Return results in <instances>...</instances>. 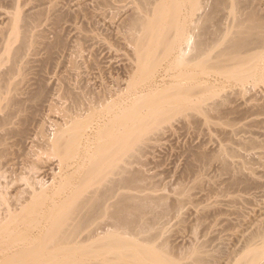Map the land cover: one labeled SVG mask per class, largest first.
<instances>
[{
    "label": "bare ground",
    "instance_id": "6f19581e",
    "mask_svg": "<svg viewBox=\"0 0 264 264\" xmlns=\"http://www.w3.org/2000/svg\"><path fill=\"white\" fill-rule=\"evenodd\" d=\"M137 1H138V3L140 2L139 8L141 10H138V8L137 9L135 8V9L140 11V12H138V11L133 12V13L131 12L133 15L131 14L132 17L130 16L131 17L130 20H129V18L127 20V23L130 27L128 26L129 27L128 28V27H126L127 25L126 26L124 25L125 29L127 28V31L130 32L129 34L135 42L133 44H136V47H132V50L134 48L136 49V53H137L136 59H139L137 64L141 68H143L145 72L147 71L143 76L142 73L144 71L138 66L142 71V73H141V71H139V72L142 74L143 78L137 77L135 80L133 79L134 81H132L136 84H134V83H133V85H132V83H130V85L128 84L129 89H128V87H127V89L130 90V92H132L129 95L132 94L133 97L135 95V98L130 99V97L127 94L126 96L129 97L128 98L129 100H126L127 99V97H126V99L124 101L119 102L118 99H120V98H117L118 102H113V100L116 99L115 95L118 96V94H114L111 91L114 94L115 99L114 98H112L113 100L110 99L112 102H110V100H107L108 103L106 102L105 105L100 102V104H102V106H103V107H101V105L99 103H97L99 101V99H97V98L101 99L102 95L105 94L106 92H108L107 90L103 91L104 93H102V95H99V97H97V98L95 97L96 100H98V101H96V100H95L96 102L91 101V102H94L95 104L97 103L96 105L99 104L100 107L96 106L95 104H88L89 107L88 108H86L87 106L84 107V108H86V111H84V109H82L83 106L81 105L83 103H80L81 107L76 104L79 108H81L83 110V112H85L86 115L82 112H79V111H77V112H79L81 114H77L75 112L76 115H71L72 113L70 114V112L73 111L74 107L72 106V108H71L72 111H71L70 108L68 107L69 104L68 103H67L68 105L66 104L67 107L69 108V111L67 110L68 111L67 113H69L70 115L66 114L65 111H63V112L66 115L71 116V117H69L70 120L68 119V116H67L66 119H68L69 121H67L65 119L66 122L64 121L65 122L64 124H62L58 127H56V125H54L55 126V128L53 127L54 132L52 131L53 129H51V131L53 132L52 133L53 136L50 134L51 137H49L47 139L46 145H45L46 149L41 147V146H44L43 144L40 145V148H42V151H43V149L48 150L49 151L48 153L50 154V156L52 155V157H54L53 159L57 158V160L54 162L58 161L59 168H57V169H59V171H56L57 174L55 173V175H54L55 177L51 178L52 179L51 184L49 183V181L51 179L49 180V178H48L49 181L47 183L50 184L49 186L45 185L46 183L44 184V182L47 181L46 179H45L46 181L43 180L45 177L44 178L39 177L40 180L42 179V181H43L42 183L40 182V180H39V182L37 180H34V179H33L34 181H32V177L35 174H38L40 172V170H39L41 167L40 165H42V163L40 164V162H39L41 157L38 154H37L38 155L37 160H39V161L36 160V161H34L33 164L27 163L25 165V166L30 165L29 167H27L30 171L28 170L26 173H19V175H17L16 177L14 176V179L13 180L11 179V181H7L4 178L6 176L5 175L6 172H8V171L6 168H4L5 164L7 162L3 159L11 154L10 152L13 151V149H14L13 147H17V145H18L16 143L17 145H14L13 147H11L12 146L10 144V143H12L11 141L15 140V139L12 140L11 137L18 136V137H20V138L17 137L18 141H21L19 139H23L27 136V135H25L26 130L24 128H22V125L25 123L24 127H26V121L29 119V115L24 116L22 118V115L24 114L23 112L25 110L24 108L21 107L24 104L22 102L23 97L21 98V101L18 100V98L20 99V95L17 99L15 97V95L18 91L19 92H21V90L23 91V89H22L23 87L21 89L19 88L23 82L21 81L20 86L18 85V83L20 81L16 78V76H17L16 74L23 71V69H24L23 66H25V65H23V61L25 59L24 58L25 54H24V57H22V55H23V53H25L27 51L25 49L28 46V44H29V47L31 46L30 45L31 43H29L30 38L28 37L27 31L33 30L34 27H32L33 29H31V27L29 25H31L34 20H35L34 22H36V19L37 18L40 19V17H36L35 19L34 18L31 19V17H30L31 15L28 16V14H26V16L23 15L24 17H22V15L19 11L17 13L15 12L14 15L12 14L13 15L12 18H9V21L11 20V22H12V24L10 23L11 27L13 28V29L10 28V30H13V33H11L12 36L8 38L10 40H7L9 42L7 43L6 47L4 46L5 50L3 52H5V53L4 54H3V52L0 53V56L1 55L5 56V57L1 56L2 60L4 59V61L7 62L8 61L7 59H9L12 62L11 66H9L10 64L8 65L9 66L8 69H6V70L4 68L2 69L5 71V72L2 71L4 74H1L2 72L0 73V112L3 113V114L0 113V212L3 209L2 214H0V264H194L195 262H201V261L205 262V261H207L208 257L210 256V254L205 251L209 247L205 248L206 245H205V247L203 246L205 249L204 250L202 247V245H204V243L202 245H199L201 242H199V244L195 245V246L191 245L192 246L191 250H185L184 251V249H183V251L179 250V252H178L177 249H175L176 246L175 247L170 246V243L168 242V239H167L168 237L166 239L162 238V240H161V236L163 234H164L163 236L165 237V233H164L165 227L163 225L164 219L168 217V215L173 211V209L176 210L180 206H183L182 201L176 200V202H174L173 205H167L168 203H167L166 197H163V196L156 197V196H151L149 194H146V195H143V194L142 195H133V194H131V191H130L131 189H134V190L135 189H142V187H143V186H141L142 185L141 181L139 182L142 175H139L138 170H136L137 173L132 171L133 169L131 170V167H132L131 165L134 163L133 160H132L133 163H131V159L134 156L132 154L136 153L135 151L141 146L140 144L142 143L145 136L152 133L158 127V126H156V125L154 126V124H152L154 119L158 116H160V117L164 116L163 115L164 113L168 114L169 110L174 112V110L168 109V108H173V106L170 107L171 105H169V106L165 105L167 103L169 104L171 101L169 99L173 98V92L175 91L173 89H177V90L174 93V98H173L175 100V103L172 102L173 101V99H172L171 104L172 103H174V104L178 103L177 108L179 110L182 111L183 108L188 107V105H189L190 108L193 106L191 108V112H192V110L194 112H195V110L197 112L204 110L205 113H207V108L210 105L206 106V105H208V104H205L206 99L205 100L203 99V101L201 100L202 104L201 103L199 105L197 104V106L193 105L194 102H193L192 98H194L193 96L197 94V91H198L197 88L201 87L199 83H196L197 81L195 82L196 76H198V75H195L194 73H192V72H195V71H193L194 65L196 66V65L201 64V63L204 65V63H205L206 65H204V66L201 65L202 70H204V68H205V70H206V68L208 70H210V68H211L213 70H212V72L210 71V73L219 72V76L223 74L222 76L225 77L226 79L228 77L230 80L231 79H232V81L234 80V83L236 82L240 86L245 85L244 86L245 90L248 88V87L246 88L247 82L249 84L250 83L249 81L251 80V78L252 79L255 78L258 75L259 70H261V68H260V66L262 65L261 64V58H263L262 55H264V14H260V12L258 13L257 10H255L254 8L250 7V9H249V6H248V9H246L245 11H242V9L244 10L245 8H240V4L238 2H244V1L247 2V1H251V0H233L239 4V5L237 4V6H239V10H238V8L235 9L236 10V12H235L236 13V19L234 18V20L232 22L233 16H231V22L230 23L227 22L229 31L224 32V30H226V29H224V27H223V29L221 27H218V29L220 28L219 31L217 30L218 33L212 32V30H210L209 32H212V34H216V35L220 34V33L221 34L217 35V37L216 36L212 37L213 42L211 40V37L208 38L211 40V43L209 40H208L209 42L207 43V42L202 41V40H205V38H202V40L200 39V34L205 33L209 30L208 23H210V21L206 20L205 22L204 21L202 22L203 16H201V14L204 13V10L203 11H201V10L203 8L204 9L206 8V3H208V2H212V1H213L212 3L221 2L223 4V3H227V1H229V0H137ZM230 1H232V0H230ZM187 4H190V5H188L190 8V9H188V10H190V12H188V13L186 11ZM218 5H217V7L215 6L216 8H214V9L219 8L220 6H218ZM224 5L225 4H223L221 7H223ZM129 6H131V5H129ZM237 6H235V7H237ZM198 11H201L202 13L198 15V13H197ZM214 12H216V11H214ZM214 12L212 11V14ZM231 13H232V11H231ZM202 15H204V14H202ZM207 15L209 17L211 15V13L206 14L205 16H207ZM27 16L30 17V19L32 21H30V19L29 20L27 19L29 22L28 23L24 22L23 20H25L27 18ZM35 16H33V17H35ZM127 16H129V15H127ZM215 16H217V15L215 14ZM204 18H203V20H204ZM228 19H229V17H228ZM27 20H25V21H27ZM189 20H192L191 21L192 23L195 22L194 23L195 25L198 23H199V25H201L200 29H199V25H196L197 28L200 30V31H196V32H198V33L201 32L200 34L197 33V35H196V36H199V40H197V39L194 40L195 38H198L195 36V33H194L195 30L192 27L190 29L187 28L189 25L186 26V24H187V21H189ZM21 21L24 24H28L25 26L26 27L29 26L28 28H30V29L27 28L25 30L26 27H24L23 28L24 30H22V28L20 26ZM37 21H38V19H37ZM200 21L202 22L201 24H200ZM223 21H227V19L223 20ZM206 22H208V23H206ZM121 23H123V22H121ZM21 25L24 26L23 24H21ZM216 25H217V23H216ZM219 25H220V23H219ZM6 30H7V27H6ZM120 30L123 31L122 27ZM221 31H223V32H221ZM1 32H4V31L2 30ZM29 32H31V31H29ZM30 35L31 34L29 33V36ZM208 35L209 34H207L206 36H208ZM126 36H128V35H126ZM126 36H124V38ZM210 36H211V33H210ZM201 37H203V36H201ZM31 38H33V37H31ZM131 38L129 37V39H131ZM2 39H3V37H2ZM132 39L129 41H132ZM16 40H18V41L20 40V42H21V43H19L20 45L17 43ZM206 40H207V38H206ZM220 40H224V42H223V44L221 43L222 44L221 48H219V50L215 52L214 48L217 45L219 46L218 41H220ZM7 41H5V42H7ZM15 41L18 45L14 47L13 44ZM2 43H3V40H2ZM133 44H132V46H134ZM173 51H176V52L173 53ZM0 52H1V50H0ZM28 53L29 52H27V55L30 54V53L29 54ZM164 53L169 54V56H170V53L177 55L176 57L173 55L175 58V61H176L175 63L177 65L174 64L175 66L174 65L171 66L172 62L171 63L169 62V63H170V67H172V68L176 67V70L179 69L181 72V73L179 72L180 75L177 78L178 82H176L175 84L173 83L174 85H172L171 83L174 81L171 80L172 82L169 84L170 87L171 86L174 87V88L172 87L173 92L171 94L169 93L170 95L167 93L168 94L167 96H169V97H167L165 95L166 93L164 94V92H163V94H162V90H161L160 95H154L152 97V94H154L153 92L154 91L157 92L158 89H161V88H158V86L157 87L155 86L157 90L155 89L153 91L151 89V91H149V88L151 87V85L149 83H147L148 85H145V86L149 87V85H150V87L146 90V93H144V92L138 93V91H139V89H138L139 85L138 84L140 82L139 79H141V80L143 79L142 80L143 82L144 81L147 82L146 81L147 79L146 80L144 79V78H146V76L148 79L150 78L151 80L155 77L154 71H155L156 67L162 65L160 63H163V61L165 60L164 55H162ZM165 56H168V55H165ZM22 58H24V59H22ZM131 58H132V56H131ZM161 58H163V59H161ZM166 58H168V57H166ZM174 58L172 57L173 60H174ZM160 59L163 61H161ZM20 60H22V62H19ZM10 61H9V63H11ZM133 61H135V59ZM0 62H1V60H0ZM1 63H3V62H1ZM20 63H22L23 68L20 67L21 66V65H19ZM24 63H26V62H24ZM177 66H178V68H177ZM2 67H3V65H2ZM130 67H133V66L131 65ZM170 67H168V65H167V68L170 69ZM25 68H27V67H25ZM198 68H200L199 65H198ZM262 68L264 69V66ZM171 69H170V71H172ZM181 69L184 72L181 71ZM186 69L189 71L186 72L187 71ZM134 70H136V69L134 68ZM167 70H165V72H167ZM205 70H204V72L206 74L207 70L206 71ZM261 71L264 73V70H261ZM155 72H158V71H155ZM200 72H201V69H200ZM207 72H209V71H207ZM23 73H20V74L23 75ZM140 73H139V75L137 73L136 74L138 76H141ZM127 74H129V73H127ZM130 74L136 76L134 73L133 74L130 73ZM208 74L209 73H207L206 75H208ZM259 74H260V72H259ZM262 74H260V75H262ZM14 75H15V77H14ZM26 75L28 76V74H26ZM153 75H154V77H153ZM175 75L177 77L178 72ZM210 75L211 74H209L208 76H210ZM260 75H258V77H260ZM26 77H23V78H26ZM173 77L175 78V76H173ZM20 78H22V77H20ZM126 78H127V75H126ZM132 78H135V77L132 76ZM137 79H138V81H136ZM197 79H199V78H197ZM216 79L217 78H215V80ZM229 79H227V80H229ZM22 80H24V79H22ZM128 81H130L129 78H128ZM128 81H126V83ZM153 81H151V82H153ZM157 81L158 80H156L155 82H157ZM187 81L188 82L190 81L191 83L190 84L187 83L188 85H186ZM232 81H230V82H232ZM254 81H256V80H254ZM259 81H260V78L258 81L254 82L255 83L254 87H256V83H258ZM261 81H263V80H261ZM61 84H62V82H61ZM152 84H154V83H152ZM197 84H199V86ZM58 85H60V84H58ZM62 85H64V84H62ZM70 85H71V83H70ZM102 85H100V87ZM104 86H105V84H104ZM28 87H29V85H28ZM118 87L121 88L120 84L118 85ZM155 87H153V88H155ZM168 87L166 88L164 86L165 90L168 89ZM252 87H253V85H252ZM120 88H119V90H120ZM205 88H206V86H205ZM208 88H210V86H208L207 89ZM241 88L244 89L243 87H241ZM203 89H204V87H203ZM203 89H202V91H203ZM249 89H250V87H249ZM249 89H247V90H249ZM123 90L125 91V89L122 88L119 92H117V91L116 92L120 93ZM74 91H75V89H74ZM23 92H21V94ZM68 92H69V94H71L69 97L72 98L73 101L76 98V101H74V103H76V102L79 103L80 101L84 100V99L81 100V98H80L84 91L82 92V94H80L81 92L79 93V91H78L79 94L71 91L73 94L75 93L77 95H81L80 97L79 96L75 97L76 95L74 94L75 98L72 96V93L70 92V90H68ZM147 92H148V95H147ZM150 92H152L151 95L149 94ZM18 93H17V95H18ZM121 93H124V92H121ZM157 93H155V94H157ZM203 93L201 95H203ZM206 93H208V92H206ZM120 94H119V96H120ZM161 94H162V96L163 95L166 96V98L162 97ZM213 94L214 93H212V95ZM254 94H256V93H254ZM254 94H253V96H254ZM38 95H39V93H38ZM83 96L85 98L86 93ZM106 96H107V98H109L112 95H109V97H108V95L106 93ZM106 96L104 95L103 99H101V100H106V98H104ZM121 96H123V94ZM170 96H172V97L170 98ZM208 96H209V99L213 97V96L210 97V95H208ZM208 96H206V97H208ZM240 96H242V95H240ZM255 96H258V94ZM225 97H226V95H225ZM252 97H251V99H252ZM58 98H59V96H58ZM124 98H125V96H124ZM162 98H165V99H162ZM200 98H202V97H200ZM242 98H244V97H242ZM27 99H29V98H27ZM117 100H115V101H117ZM190 100H192L193 103ZM221 100H222V98H221ZM19 101L22 103H20ZM129 101H131V102H129ZM165 101L167 103L164 104ZM206 101H208V98ZM245 101H247V100H245ZM82 102H84V101H82ZM103 103H105V101ZM189 103L192 105H190ZM214 103H216V102H214ZM223 103H224V101H223ZM72 104H73V102H72ZM204 104H205V106H204ZM76 105H74L75 109L76 108L78 109V107ZM91 105H93V106H91ZM95 106L99 107V108H96ZM216 106H218V105H216ZM222 106H223V104H222ZM258 106L260 107L261 105H258ZM263 106H264V104H263ZM30 107L31 106H29V108ZM50 107L52 108V106H50ZM204 107H207V108L205 109ZM210 107H212V106H210ZM218 107H220V105ZM100 108H103V109H100ZM174 108H176V107L174 106ZM88 109L90 110V113H89ZM144 109H147L146 111H148V112L144 111ZM185 109H187V108H185ZM185 109H183V110L185 111ZM97 110H99L100 113L99 112L97 113L96 112ZM256 110H259V108H256ZM26 111H28V108ZM142 111H144L145 113H148V115L150 114L149 117L147 115V117L145 116L146 118L142 117V118L138 119V117H137L134 119V114H136V113L139 114L140 112L142 114L143 113ZM187 111H188V109H187ZM86 112H88L89 114ZM73 113H74V111H73ZM145 113H143V114H145ZM172 113L169 115V117L172 115ZM202 113H204V112L202 111ZM245 114H244V116H245ZM247 114H248V111H247ZM251 115H253V114H251ZM16 117H18V118L20 117L19 118V124L17 123L18 120L16 119ZM169 117L165 116L164 119L165 118L168 119ZM161 118H160V120H161ZM155 120H157V119H155ZM160 120H159V122H160ZM47 122H48V120H47ZM15 123H16V125L18 124L17 126H19V125H21V126H19V128H17ZM42 123H43V121H42ZM44 123H45V121H44ZM95 123H101L102 126L99 127V125H97V124L95 125L96 127L97 126L99 127V129H98L99 132H97L98 133L97 136L94 135L95 139H91L92 137L89 138L90 135H88V129L91 127H92L91 129H93V126ZM12 124H13V126H12ZM52 124H54V123H52ZM10 125L12 127H9ZM14 125L16 126L15 128H14ZM160 125H161V122H160ZM38 126H40V125H38ZM34 127H32V128L34 129ZM41 128H43V127H41ZM43 129H41V130H43ZM55 129H56V131H55ZM91 129H89V130H91ZM37 130H38V128H37ZM94 130H97V129H94ZM27 131H28V128H27ZM51 131H49V132H51ZM237 131H236V133H237ZM41 132L43 134V131H41ZM154 133H155V131H154ZM28 135L32 136L30 134H28ZM39 135L41 136L40 138H42V136H44L41 134H39ZM36 136H37V134H36ZM44 137L47 138V135ZM29 138L31 139V137H29ZM32 138H34V137H32ZM38 138H39V136H38ZM26 139H27V137H26ZM146 139H148V138H146ZM250 142H251V140H250ZM254 142L255 141H253V143ZM30 143L33 144L34 142L32 141V142H29L28 144H30ZM35 143H36V141H35ZM12 144H14V143H12ZM32 144H30V145H32ZM39 144H41V143H39ZM44 144H45V141H44ZM92 144L95 145L96 147L94 146V148H92L91 149L92 151L90 152L89 146L91 148ZM9 145H10V148H13V149H11L12 151L9 150ZM19 145L22 146L21 144H19ZM34 145L35 144H33L32 146H34ZM243 145H245V144H243ZM25 146H26V144H25ZM32 146H29V148L30 147L31 148L28 150L26 149V151L28 152L29 150H32ZM25 148L26 147L22 146V150ZM220 148H224V147L221 146ZM232 149L233 148H231L230 151L227 149V147H226V149L224 148V151L222 149V151H220V154L217 152V154H219V155L216 154L217 157L215 159L221 161L227 167L228 170L234 169L233 173L235 174V173H238V171H241V168L238 170H235L234 167L235 166L238 167L239 164L238 165L235 164V166L233 168H230V166L232 167V165H230L227 158H229V156L233 155ZM15 150H14V152L18 151V150H16V151ZM40 151H41V149H40ZM42 151H41V153H42ZM25 152L19 153L20 156L21 155L24 156L23 153H25ZM27 152L25 154L26 157H29L32 153V157L36 158L37 155H35V154L33 155L32 151H31V153H30V151H29V153H27ZM46 152L47 151H45L44 153H46ZM8 153H10V154H8ZM37 153H39V152H37ZM48 153H46V154H48ZM12 154H13V152H12ZM27 154H29V156H27ZM206 154L201 153L198 155V157L201 159L205 158L204 156H206ZM226 154H227V156H226ZM13 156L14 155H12V157ZM16 156L20 157L19 155H16ZM16 156H15V159L11 158L15 161V163H17L18 161H21L20 159L23 158V157L18 158L19 159L18 160L16 158ZM41 156H42V154H41ZM50 156H48V157H50ZM233 156L235 158V154ZM10 157H11V155L9 156V159H10ZM26 157H25V161H24L25 163L29 162L31 159V157L30 158H26ZM212 157H213V155H212ZM236 157H238V155ZM230 158H232V157H230ZM16 160H18V161L16 162ZM204 160L206 161V158ZM3 161H5L6 163H4ZM236 161H234V162H236ZM240 161H242V160H240ZM10 162H12V160ZM10 162L8 160V163L11 164L9 168H13V166H12L13 162L12 163H10ZM22 162H19L17 164V166L22 164ZM24 162H23V164H24ZM30 162H33V161H30ZM36 162H37V164H36ZM8 163H7L6 167H8ZM45 163H48V162L45 161ZM38 164H40V165H38ZM43 164H44V161H43ZM51 164L54 165L55 163H51ZM51 164H50V166H51ZM243 165H245V164H243ZM17 166H15V164H14V168H16ZM56 166L54 165L53 167H55V169H56ZM225 166H224V168H225ZM23 167L24 166L20 167L19 172H21V170L26 168V167H24V168ZM45 167L43 169H45ZM53 167L50 170L54 171ZM239 167H240V165H239ZM9 168H8V170H9ZM18 168H19V166H18ZM21 168H23V169H21ZM49 168L50 167H47V169H49ZM193 168H195V167H193ZM244 168H246V167H244ZM43 169L41 167V173H39V174L42 175ZM4 170H6V171H4ZM11 170H13V169H10L9 171L12 172ZM188 170H190V169H188ZM17 171H14L15 175H16ZM139 171L142 174V171L141 170H139ZM43 173H44V171H43ZM46 174H44V175H46ZM50 176L53 177V175H50ZM58 176H60L61 179H57ZM239 176H237V175L235 176L236 181H239L240 179H242ZM3 178H4V181H2ZM35 178L37 179L38 176ZM143 179H145V178H143ZM143 179H142V181H143ZM54 180L55 181L60 180V181L54 182ZM20 181H23V182L25 181L26 183H23V182L22 183H23V185L26 184V186H23L20 183ZM35 181H37V182H35ZM16 182L19 183V185L21 184V186H20L21 188H17L15 185V188H16V189L14 188L16 190L15 193L11 194L13 191L10 193L11 196L14 195V196H12V199L15 198L14 200H12L11 198H9L7 196V195H9V192H10V191H8V189L9 188L12 189L11 187L14 186V184ZM27 185L29 186V188H27ZM137 191H139V190H137ZM48 203L50 204V206ZM47 204L49 207H45ZM258 230H257L258 233L255 234V236H254V239L251 237L252 241L247 240V241H250V243L247 245V247L244 246L246 248V250H244V252L239 256V258L237 260L235 259V261H233L234 262L233 264H264V228H261L259 231ZM255 238H256V240L259 239L261 242L258 240H257L258 242H256ZM203 241L205 242L206 240H203ZM194 243H195V239H194ZM246 243H248V242H246ZM185 244H186V242H185ZM190 244L191 243H189V245ZM208 261H209V259H208ZM204 262H203V264H204ZM195 264H197V263H195Z\"/></svg>",
    "mask_w": 264,
    "mask_h": 264
},
{
    "label": "rangeland",
    "instance_id": "374dc122",
    "mask_svg": "<svg viewBox=\"0 0 264 264\" xmlns=\"http://www.w3.org/2000/svg\"><path fill=\"white\" fill-rule=\"evenodd\" d=\"M212 2H208V3L205 2L206 8L205 9L203 8L201 10V11L204 10V13H202L201 11L197 12L198 15L201 13L204 14V15L201 14V16H203V18L205 17L206 19L204 18V20H203V18H202V22L203 21L205 22L206 20L210 21V23L206 22L209 25V30L207 32L202 33V34H200L201 32H199V33L196 32V31H200L199 29H200L201 25H199V23L196 24V25H199V29H198L197 26L194 24L195 22L194 21H193L194 23L191 22L192 20H189L190 22L187 21V24H186V26L187 25L190 26V27L188 26L187 28L190 29L192 27L195 30L194 31L195 36L197 35V33L200 34V39L202 40V38H205V40H202V41L207 42V43L209 41L211 43V40L213 42L212 37H215V36L217 37V35L221 34V33L217 34V35L212 34V32H217V30L218 31L220 30V28L218 29V27H221L222 29L224 27V29H226V30H224V32L229 31L227 22L228 23L231 22V16H233L232 22H233L234 18L236 19V13H235L236 10L235 9L238 8V10H239V6H237L238 3L240 4V8H245L244 10L242 9V11H245L246 9H248V6H249V9L251 7V8H254L255 10H257L258 13L260 12V14H264V0H251V1H247V2L244 1V2H238V3L233 1V0L232 1L229 0V1H227V3H223V4H225L223 7H221L223 5L221 2H214V3H212ZM129 5H131V6H129ZM188 5H190V4H187V8H186L187 13L190 12V10H188V9H190ZM217 5L220 7L217 9H214L217 7ZM139 6H140V2L138 3L137 0H0V50H1L0 53H2L5 50V47H6L7 43L9 42L7 40H10L8 38L12 36L11 33H13V30H10V28L11 29H13V28L11 27L12 22H11V20L9 21V18H12L13 15L15 14V12L17 13L20 11L22 17H24L23 15L26 16V14H28V16L31 15L30 16L31 19L32 18L35 19L36 17H40V19L37 18L38 21L36 19V22H34L35 20L33 19L34 21L31 24L32 26L29 25L31 27V29H33L32 27H34L33 30H29L32 33L27 31L28 37L30 38L29 43H31L30 44L31 46L29 47V44H28V46H27L28 48L26 47V49H25L27 51L26 52L24 51L25 53H23V55H22V57H24V54H25L24 58L26 60L24 58H22V59H24L23 65H25V66H23L22 63L19 64V65H21L20 67H22V66L24 67L23 71L21 70L22 72H19L18 74H16L17 75L16 78L20 81L18 83V85L20 86L21 81L23 82L19 88L21 89L23 87L22 89L25 93L21 90V92L24 93V94L22 93L23 94L22 95L21 92L18 91L19 93L17 92L18 95L16 93L15 97L17 99L20 95V99L18 98V100H20V101H21V98L23 97L22 102L24 104L21 107L24 108L25 110L23 112L24 114L22 115V118L24 116L29 115V119L26 121V127H24L25 126L24 122H23L24 124L22 125V128H24L26 130L25 135H27L26 136L27 139H26V137L23 139H19L22 142L18 141V138H20L18 136L11 137L12 140L15 139L13 141H11L9 139L12 143H14V144L10 143L12 145L11 147H13L14 145H17V144L18 145H17V147H13L14 149L10 148V145H9V150L13 149V151L11 150L13 152V154H12V152H10L11 154L8 153L11 155L10 159H9L10 155L7 156L8 158L6 157L3 159L7 163H8V160H9V162L11 160L13 162V163L10 162L13 164L12 165L13 168H9L11 164L8 163V167H6L7 163L5 161H3L4 163H6L4 168H6L8 171V172H6L5 175L7 177L8 176L10 177V178L9 177L7 178L5 176L4 177L5 180L11 181V179L13 180L14 176L16 177L17 175H19V173H26L29 170L27 167H29L30 165H27V166H25V165L27 163L33 164L34 161H36L38 159V155H39L41 158L39 157L40 161L39 160H37V161H39L40 164L42 163V165H40V164H38V165H40L42 167V169L45 166L46 167H45V169L42 170V175L39 174V173H41V167H40V169H39L40 172L38 174H35L36 176L34 175L33 176L34 178L32 177V181L37 180L39 182L40 178L45 177L43 180L44 181L47 180V181L44 182V184L46 183L45 185L49 186L52 183L51 178H54L56 171H59V169H57V168H59L58 161L54 162L57 160V158L53 159L54 157H52V155L50 156V154L48 153L49 151L45 150L46 149L45 145H46L47 139L49 137H51L50 134L53 136L52 133L54 132V128H55L54 125H56V127H58V126L64 124L66 122V120L69 121L70 120L69 117H71L69 115L71 113H72L71 115H76V113L81 114L79 112H82L85 114V112H83L82 109H84V111H86V108L89 107L88 104H95L94 102L98 101V100H96V98L99 97V95H102V93H104L103 91L107 90L108 92H106V93H107L108 97H109V95H112V96L107 98L106 93L103 94L101 99H103V96L105 95L106 97H104V98H106V100H101L100 98H97V99H99V101L97 102L99 104L101 102L102 104L105 105L107 100H110V99L113 100L112 98H114V94H118V96L115 95L116 99L115 98L114 99L117 100V98H120V99H118L119 102L124 101L126 99V97H127L126 100H129L128 99L129 97H130V99L135 98V95H134V97L132 94L129 95L132 92H130V90H128L129 89L128 84L130 85V83H132V85H133L134 82H132V81H134L137 77H142V74L144 76V74L147 71L145 72L144 69L141 68L137 64L139 59H136V57H137L136 49L134 48L132 50V47H136V44H133L135 42L131 38V36L129 34L130 32L127 31V28L125 29V26L126 25H127L126 27L129 26L127 23V20H128V18L130 20V18L133 15L132 13L136 12L138 10H141L139 8ZM235 6H237V7H235ZM135 8L136 9L138 8V10H136ZM212 11L213 12L216 11V12H214L212 14ZM231 11H232V13H231ZM138 12H140V11H138ZM210 13H211L210 16L211 17L213 16L212 18L210 16H209L210 17L209 18L208 15L205 16L206 14H210ZM215 14L219 18L217 16H215ZM127 15H129V16H127ZM28 16L26 19L25 18L24 19L29 20L30 17H28ZM33 16H35V17H33ZM228 17H229V19H228ZM31 19H30V21H32ZM226 19H227V21H223ZM25 20H23V21L26 23L29 22L28 20L27 21H25ZM121 22H123V23H121ZM202 22L200 21V24ZM216 23H217V25H216ZM219 23H220V25H219ZM21 24H23L24 26H22ZM21 24H20V26H21L22 30H24L23 28L26 27L25 25H28V24L22 23V21H21ZM29 26H27L25 28V30ZM6 27H7V30H6ZM121 27H122L123 31L120 30ZM28 29H30V28H28ZM2 30L4 32H1ZM210 30H212V32H209ZM221 32H223V31H221ZM29 33L32 36L31 35L29 36ZM210 33H211V36H210ZM207 34H209V35L206 36ZM126 35H128V36H126ZM124 36H126V37L124 38ZM201 36H203V37H201ZM2 37H3V39H2ZM31 37H33V38H31ZM129 37L132 39V41H129V40H131V39H129ZM196 37H198V38H195L194 40H196V39L199 40V36H196ZM210 37H211V40L208 39ZM206 38H207V40H206ZM2 40H3V43H2ZM4 40L7 42H5ZM16 41L18 44L21 43L20 40L19 41L16 40ZM16 41L13 44L14 47L18 45L16 43ZM223 42H224V40L218 41L219 46L217 45L214 48L215 50L214 49L213 50L215 52L218 51L219 48H221ZM132 44L134 46H132ZM27 52H29L30 54L28 53L29 55H27ZM174 52H176V51H173V53ZM4 53L5 52H3V54ZM173 53H170V56H169V54H166V53L162 54V55H164L165 60L163 61V60H161L163 58H161L160 60L163 61V63H160L161 61L159 63L162 65L156 67L155 71H158V72L154 71L155 77L157 79L154 77V75H153L154 78L152 80L150 78H149L150 79L149 80L146 76V78H144V79L145 80L147 79L146 80L147 82H145V81L143 82L142 81L143 79L142 80L139 79V81L141 83L139 82V84H138L139 85L138 93H142V92L146 93V90L151 85L152 88L150 87L149 91H151V89L154 91L157 86H158V88H161V89H158V91H157L159 94L156 91H154L153 92L154 94H152V97L154 95H160L161 90H162V94H163V92H164V94L166 93L165 94L166 96L169 93L171 94L173 92V90H175L173 92V98H174V93L176 92L177 89L172 90L173 86L170 87L169 84L172 81H174L171 83L172 85H174L176 82H178L177 78L181 72L179 69L176 70V67L175 68L170 67L171 62H172L171 66L174 64L177 65L175 63L176 61L174 58V56L176 57L177 55H175ZM165 55H168V56H165ZM1 56H3V55H1ZM1 56H0V60L3 63L0 62V64H1L0 65V69H1L0 73L2 71H4V70H2L3 68L6 70L12 64V62L9 59H7L8 60L7 62L4 61V59L2 60ZM131 56H132V58H131ZM3 57H5V56H3ZM166 57H168V58H166ZM172 57L174 58V60L172 59ZM262 57L264 58V55H262ZM263 58H261V64L264 66V63H263L264 59ZM134 59H135V61H133ZM9 61L11 63H9ZM19 62H22V60H20ZM24 62H26V63H24ZM2 65H3V67H2ZM131 65L133 67H130ZM167 65H168V67H170V69L172 68L171 69L172 71H170V69L167 68ZM198 65L200 68H198ZM198 65H196V66L194 65V69H193V71H195V72L197 71L198 73L197 72L196 73L192 72V73H194L195 75H198V76H196L195 82L197 81L196 83H199L202 88L198 87L197 88L198 91L195 89L197 91V94L193 96L194 98H192V100L194 103L195 102L196 103L194 104L192 102V100H190V101L193 103V105L197 106V104L199 105L201 103V100L202 101H203V99L207 100V98H208V101L205 100V102H206L205 104H208L206 106L210 105L212 107H210V106L208 108L204 107L205 109L207 108V113H205L204 110H202L204 113H202V111L197 112L196 110H195V112L193 110L191 112V108L193 106L190 108L189 105H188V107H185L188 109V111L185 108H183V109H185V111L183 109L181 111L177 108L178 103L174 104L175 100L173 98H172L173 101H172V99H169L172 102H174L172 104H171V101L169 104L166 101L164 102V104L167 103V104H165L166 106L167 105L168 106L171 105L170 107L173 106V108H168V109L174 110V112L169 110L170 112L168 111V114L164 113L163 114L164 116H161L162 118L160 116L156 117L155 119H157V120L154 119L152 124H154V126L155 125L158 126L156 128L157 130L155 129L154 130L155 133L153 131L152 133L145 136V138L143 139L144 142L142 141V143L140 144L141 146L138 148L139 150L137 149L135 151L136 153L132 154L134 156L131 159V163H133L132 160L134 161V163L131 165L132 166L131 170L133 169L132 171H134L135 173H137L136 170H138L139 175H142L141 179L139 180V182L141 181L142 185L140 183L139 184L143 187H142V189H135V190L131 189L130 191H131V194H133V195L149 194L151 196H156V197H158V196L166 197V200L168 203L167 205H173V203L176 202V200H181L183 206H180L176 210L173 209L174 212L172 211L168 215V217L164 219L163 225L166 228V229L164 228L165 237L163 236L164 235L163 234L162 235L163 237L161 236V240H162V238L166 239L168 237L167 239H168V242L170 243V246L171 247L176 246L175 249H177L178 252H179V250L183 251V249H184V251L185 250H191V247L198 245L199 242H201L199 245H202L204 243V245H202V247L203 246L205 247V245H206L205 248L209 247L206 250L203 247V249L207 253L210 254V256L208 257L209 261L207 259V261H205V262L204 261L195 262L197 264H201V263L203 264V262H204V264H206V263L207 264H233L234 263L233 261H235V259L237 260L239 258V256L244 252V250H246L245 247H247V245L250 243V241H247V240H251V237L254 239L255 234L258 233L257 230L259 228L260 229L264 228V110H263L264 109V106H263V104H264V78H263L264 73L261 71L264 69L262 68L263 67L262 65L261 66L259 65L261 68V70H259V72H260V74H262V73L263 74L260 75L258 72V75H260V77H258V75H257L255 78H253V79L251 78V80L249 81L250 82L249 84H248V82H247V84L245 83L247 85L246 88L248 87L247 89H249V87H250L249 90H247V89L245 90V87H244L245 85L240 86L236 82L234 83V80L232 81V79L230 80L228 77H227V79H229V80H227L225 77L222 76L223 74L219 76V72L210 73V71L212 72V70H213L211 68H210V70H208L206 68V70L209 71V72H207L205 70V68L203 67L204 70L206 71V74L207 73L211 74L210 76H208L209 74L206 75L204 70H202V68H201V65L204 66L206 64L204 63V65H203L201 63ZM138 66L144 71L143 73ZM25 67H27V68H25ZM134 68L136 70H134ZM177 68H178V66H177ZM200 69H201V72H200ZM165 70H167L168 73L165 72ZM139 71H141L142 74ZM181 71H183V70L181 69ZM188 71L189 70H187L186 72H188ZM135 72L138 75L140 73L141 76H138ZM177 72H178V75L176 77L175 74H177ZM20 73H23V75ZM127 73H129V74H127ZM130 73H132V74L134 73L136 76L131 75ZM1 74H4V73L2 72ZM26 74H28V76ZM126 75H127V78H126ZM172 75L175 76V78ZM132 76L135 78H132ZM14 77H15V75H14ZM20 77H22V78H20ZM23 77H26V78H23ZM128 78L130 81H128ZM197 78H199V79H197ZM215 78H217V79L215 80ZM259 78H260V81L261 80H263V81H261V82L259 81L258 83H256V87H254L255 86L254 82L258 81ZM22 79H24V80H22ZM156 80H158V81L155 82ZM254 80H256V81H254ZM126 81H128L129 83L128 82L126 83ZM136 81H138V79ZM151 81H153V82H151ZM230 81H232V82H230ZM61 82L64 85H62ZM57 83L60 85H58ZM70 83H71V85H70ZM103 83L105 84V86ZM147 83L150 84L149 87L145 86V85H148ZM152 83H154V84H152ZM187 83L190 84L191 82L187 81L186 85H188ZM119 84H120L121 88L118 87ZM134 84H136V83H134ZM199 84H197V85L199 86ZM28 85H29V87H28ZM100 85H102L101 86L102 88L100 87ZM252 85H253V87H252ZM164 86L166 88L168 87V89H166L167 91L165 90ZM205 86H206V88H205ZM208 86H210V88L207 89ZM127 87H128V89H127ZM153 87H155V88H153ZM203 87H204V89H203ZM241 87H243L244 89H242ZM119 88H120V90L122 88L125 89L126 92L124 90L121 91V92H124L125 94L121 93V92H120L121 94L117 93L120 91ZM74 89H75V91H74ZM202 89H203V91H202ZM68 90H70V92L71 91L76 92L77 94H79L80 92H81L80 94H82V92L84 91L82 96L74 93L76 95L75 96L71 92L73 97L74 96L75 97L81 96L80 98H81V100L84 99V100H82L84 102L80 101L79 103H77V102L74 103V101H76V98L74 97L75 99L73 101V99L69 97L71 94H69ZM78 91H79V93H78ZM148 92H147V95H148ZM206 92H208V93H206ZM38 93L40 96L38 95ZM85 93H86V96L84 98L83 95ZM151 93L152 92H150L149 94L151 95ZM155 93H157V94H155ZM202 93H203V95H201ZM212 93H214L215 95L214 94L212 95ZM254 93H256V94H254ZM119 94H120V96L123 94V96L120 97ZM127 94L129 97L126 96ZM162 94H161V96H162ZM253 94H254V96L258 94V96L254 97ZM208 95H210V97L213 96L212 97L213 99L212 98L209 99ZM225 95H226V97H225ZM240 95H242V96H240ZM58 96H59V98H58ZM124 96H125V98H124ZM166 96L163 95L162 97L166 98ZM206 96H208V97H206ZM167 97H169V96H167ZM171 97L172 96H170V98ZM200 97H202V98H200ZM242 97H244V98H242ZM251 97H252V99H251ZM27 98H29V99H27ZM165 98H162V99H165ZM221 98L225 104L223 103ZM111 100H110V102H112ZM115 100H113V102H118V100L117 101H115ZM245 100H247V101H245ZM91 101H94V102H91ZM104 101H105V103H103ZM22 102H20V103H22ZM72 102H73V104H72ZM129 102H131V101H129ZM214 102H216V103H214ZM80 103H83V104H81L83 106L82 109L77 106V105H79L81 107ZM66 104L68 105V107L70 108L71 111H72V109H71L72 106L74 107V109H73L74 113H73V111L70 112V114L67 113L69 111V108L67 107ZM99 104L96 106L100 107V105H101V107H103L102 104H100V105ZM205 104H204V106H205ZM222 104H223V106H222ZM74 105H76L78 107V109L77 108L75 109ZM190 105H192V104H190ZM216 105H218V106L220 105L221 108L216 106ZM258 105H261V106L259 107ZM29 106H31V107L29 108ZM50 106H52V108ZM91 106H93V105H91ZM174 106L176 108H174ZM84 107H86V108H84ZM99 107H96V108H99ZM27 108H28V111H26ZM256 108H259V110H256ZM60 109L61 110L63 109V110L61 111ZM100 109H103V108H100ZM90 110H89V113H90ZM99 110H97L96 112L100 113ZM146 110L147 109H144V111H146ZM63 111H65V113L69 114V115H66ZM77 111H79V112H77ZM144 111H142V112L145 113ZM247 111H248V114H247ZM146 112H148V111H146ZM0 113L3 114L2 112H0ZM86 113H88V112H86ZM143 113L141 114V112H140L139 114L138 113L134 114V119L137 117H138V119H140L142 117L146 118L148 113H145V114H143ZM171 113H172V115L169 117V115ZM244 114H245V116H244ZM251 114H253V115H251ZM149 115H148V117H149ZM67 116H68L69 120L66 119ZM165 116H168L169 118L164 119ZM159 117L161 118V120ZM19 118L16 117V119L18 120V122H17L18 124H19ZM47 120H48V122H47ZM159 120L161 122V125H160ZM42 121H43V123H42ZM44 121H45V123H44ZM52 123H54V124H52ZM101 123H95L93 126V129H91L92 127L89 128L92 131L88 129V135H90L89 138L92 137L91 139H95L94 135H96V136L98 135L97 132H99L98 131L99 127L102 126ZM37 124L40 126H38ZM96 124L99 125V127L97 126L98 128L95 126ZM15 125H16V123H15ZM15 125H14V128L17 126V125L15 126ZM12 126H13V124H12ZM12 126L10 125L9 127H12ZM19 126H21V125H19ZM19 126H17V128H19ZM32 127H34V129ZM41 127H43L44 129ZM27 128H28V131H27ZM37 128H38V130H37ZM41 129H43V130H41ZM51 129H53L52 130L53 132L51 131ZM56 129H55V131H56ZM94 129H97V130H94ZM41 131H43V134ZM49 131H51V132H49ZM93 131L94 132L96 131V132L94 133ZM236 131H237V133H236ZM34 132L37 134V136ZM28 134H30L32 136H29ZM39 134L44 135V136L47 135V138L44 136H42V138H40L41 136ZM38 136H39V138H38ZM29 137H31V139ZM32 137H34V138H32ZM146 138H148V139H146ZM33 139L36 141V143ZM250 140H251V142H250ZM32 141L34 142L33 144H35L34 146H32L33 145L32 143H30L32 145L28 144L29 142H32ZM44 141H45V144H44ZM253 141H255V142L253 143ZM39 143H41V144H39ZM19 144H21L23 147H26V148L22 150V146H20ZM25 144H26V146H25ZM42 144L44 146H41V147L45 148V149H43V151L44 150L47 151L46 153H48L49 155L44 153L45 151L43 152L42 148H40V145H42ZM243 144H245V145H243ZM29 146H32V150H29L30 153L32 151L33 155L38 154L36 156V158L32 157V153L30 156H29V154H27V156H29V157L25 156V154L27 152L26 149L28 150L31 148V147L29 148ZM94 146L95 145H93V144H92L91 148L89 146L90 152L92 151L91 149L94 148ZM221 146L224 147L225 149L227 147V149L229 151L231 150V148H233L232 152H233V155L235 154V158L233 155H231V156L228 155L229 158H227V157L226 158L228 159L230 165H232V167L230 166V168H233L235 166V164L236 165L239 164L240 165V167L238 165L239 168L236 166L234 168H235V170H238L241 168V171H238V173L234 174L233 173L234 169L233 170L229 169L230 170L229 171L227 169V167L221 161L215 159L217 157V155L220 154V151H222V149L224 151V148H220ZM15 149L18 151H16ZM40 149H41L42 153H41ZM14 150L18 154L16 152H14ZM29 151L27 153H29ZM21 152H25V153H23L24 156H22V155L20 156L19 153H21ZM37 152H39V153H37ZM217 152L219 154H217ZM201 153L202 154L207 153L206 156H204L206 158V161L204 160L205 158H202L203 159L202 160L201 158L198 157V155ZM41 154H42V156H41ZM12 155H14V156L12 157ZM16 155H19L20 157H18ZM212 155H213V157H212ZM237 155H238V157H236ZM15 156L17 159L21 158V157H23V158L20 159L21 161H18L19 159L16 160V162L17 161L18 162L15 163V161L13 160V159H15ZM48 156H50L51 158ZM226 156H227V154H226ZM25 157L26 158L31 157L30 161H33V162H30L28 160L29 162L25 163L24 162ZM230 157H232V158H230ZM11 158H13V159H11ZM47 159L48 160L50 159V160L48 161ZM240 160H242V161H240ZM22 161L24 162V164ZM43 161H44V164H43ZM45 161L48 163H45ZM234 161H236V162H234ZM19 162H22V164L18 165L19 166V168H18L17 164ZM51 163H55L54 164L55 166L57 165L56 166L57 170L55 169V167H53L54 165ZM14 164H15V166H17L16 168H14ZM36 164H37V162H36ZM50 164H51V166H50ZM222 164L225 166V168ZM241 164L242 165L245 164V165L242 166ZM21 166H24L27 169L26 168L23 169L24 168L23 167V168H21L23 170H21V172H19ZM47 167H50V168L47 169ZM52 167H53L54 171L50 170ZM193 167H195V168H193ZM244 167H246V168H244ZM8 168H9V170L10 169H13L14 171L18 170L16 172V175H15L13 170H11V171L14 174L12 172H10L8 170ZM188 169H190V170H188ZM139 170L142 171V174L140 173ZM4 171H6V170H4ZM43 171H44V173H43ZM44 174H46V175H44ZM50 175H53V177ZM236 175L237 176L240 175L239 177H241L242 179H240L239 181H236V179H235ZM37 176H38V178L36 179L35 177H37ZM4 178L2 179V181H4ZM48 178H49V180L51 179L50 180L51 182L48 180ZM143 178H145V179H143ZM57 179H61L60 176H58ZM142 179H143V181H142ZM37 181H35V182H37ZM48 181L50 184L47 183ZM57 181L59 182L60 180H56V181L54 180V182H57ZM22 182L23 181H20V183L22 185H23V183H26L25 181L23 183ZM40 182L41 183L43 182L42 179L40 180ZM16 183L14 184V186L11 187L12 189H10V188L8 189V191H10V192H9V195H7V196L11 199H12V196H14V195L11 196V194H14L16 191L15 185L17 188H21L20 187L21 184L19 185V183H17V184ZM23 186H26V184ZM27 188H29L28 185H27ZM137 190H139V191H137ZM14 199H12V200H14ZM48 204L45 207H49L50 204H49V206H48ZM2 211H3V209L1 210L0 214H2ZM194 239H195V243H194ZM203 240H206L205 241L206 243ZM257 240L260 241L259 239H257ZM257 240L255 238L256 242H258ZM185 242H186V244H185ZM246 242H248V243H246ZM189 243H191V244L189 245Z\"/></svg>",
    "mask_w": 264,
    "mask_h": 264
}]
</instances>
